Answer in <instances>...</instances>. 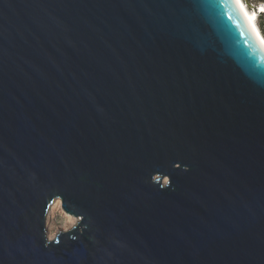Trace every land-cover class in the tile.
<instances>
[{
    "label": "water",
    "instance_id": "water-1",
    "mask_svg": "<svg viewBox=\"0 0 264 264\" xmlns=\"http://www.w3.org/2000/svg\"><path fill=\"white\" fill-rule=\"evenodd\" d=\"M0 264H264L238 0H0Z\"/></svg>",
    "mask_w": 264,
    "mask_h": 264
},
{
    "label": "bare ground",
    "instance_id": "bare-ground-1",
    "mask_svg": "<svg viewBox=\"0 0 264 264\" xmlns=\"http://www.w3.org/2000/svg\"><path fill=\"white\" fill-rule=\"evenodd\" d=\"M238 2H239V4H240V6H241V8H242V10H243V12H244V14H245V16H246V18L248 19V21L250 22V24H251V26H252V28L254 29V31H255V33L257 34V36L260 38V39H262L263 41H264V38L262 37V34L260 33V31H259V28L256 26V22H255V20H254V16L255 15H251V13H250V11H248V9H246L245 7V4L243 3V1L242 0H238ZM264 6H262V8H263ZM264 43V42H263Z\"/></svg>",
    "mask_w": 264,
    "mask_h": 264
},
{
    "label": "trees",
    "instance_id": "trees-1",
    "mask_svg": "<svg viewBox=\"0 0 264 264\" xmlns=\"http://www.w3.org/2000/svg\"><path fill=\"white\" fill-rule=\"evenodd\" d=\"M246 1H248L251 5H253L254 9H257L260 5L264 6V0H246ZM258 26L261 34L264 36V12H261L258 15Z\"/></svg>",
    "mask_w": 264,
    "mask_h": 264
},
{
    "label": "rangeland",
    "instance_id": "rangeland-1",
    "mask_svg": "<svg viewBox=\"0 0 264 264\" xmlns=\"http://www.w3.org/2000/svg\"><path fill=\"white\" fill-rule=\"evenodd\" d=\"M243 1V3L245 4V8L246 9H248V11H250V13H254L255 15H259V12L262 10V11H264V7L262 8V6L263 5H260L257 9H254L253 8V5H251L248 1H246V0H242ZM260 10V11H259ZM261 11V12H262ZM260 12V13H261ZM256 26L259 28V26H258V18L256 19ZM259 31H260V29H259ZM261 33V32H260ZM263 36V35H262ZM263 38H264V36H263Z\"/></svg>",
    "mask_w": 264,
    "mask_h": 264
}]
</instances>
